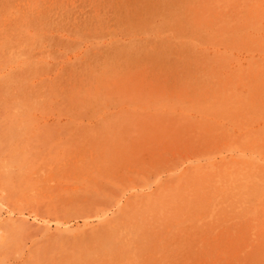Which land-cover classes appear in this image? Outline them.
<instances>
[{
	"label": "rangeland",
	"instance_id": "1",
	"mask_svg": "<svg viewBox=\"0 0 264 264\" xmlns=\"http://www.w3.org/2000/svg\"><path fill=\"white\" fill-rule=\"evenodd\" d=\"M0 198V264H264V0H0Z\"/></svg>",
	"mask_w": 264,
	"mask_h": 264
},
{
	"label": "bare ground",
	"instance_id": "2",
	"mask_svg": "<svg viewBox=\"0 0 264 264\" xmlns=\"http://www.w3.org/2000/svg\"><path fill=\"white\" fill-rule=\"evenodd\" d=\"M37 1H38V0H37ZM53 2H54V1H53ZM55 2H56V1H55ZM6 3H7V2H6ZM9 3H10V2H9ZM18 3H19V2H18ZM29 3H31V2H29ZM74 3H75V2H74ZM82 4H83V3H82ZM61 5H62V4H61ZM9 6H10V5H9ZM25 6H26V5H25ZM67 6H68V5H67ZM75 6H76V5H75ZM39 7H40V6H39ZM68 7H69V6H68ZM43 8H44V7H43ZM45 8H46V7H45ZM75 8H76V7H75ZM2 9H3V8H2ZM23 10H24V9H23ZM43 10H44V9H43ZM45 10H46V9H45ZM66 10H67V9H66ZM38 11H39V10H38ZM57 11H58V10H57ZM34 12H35V11H34ZM39 12H41V11H39ZM103 12H104V11H103ZM41 14H42V13H41ZM78 14H79V13H78ZM173 14H174V12H173ZM28 15H29V14H28ZM33 15H34V14H33ZM88 15H89V14H88ZM2 16H3V15H2ZM18 16H19V15H18ZM31 16H32V15H31ZM42 16H43V15H42ZM51 16H52V15H51ZM34 17H35V16H34ZM44 17H45V16H44ZM44 17H43V18H44ZM14 18H15V17H14ZM40 18H41V17H40ZM50 18H51V17H50ZM35 20H36V19H35ZM49 20H50V19H49ZM12 21H13V20H12ZM28 21H29V20H28ZM43 22H44V21H43ZM49 22H50V21H49ZM40 24H41V23H40ZM42 24H43V23H42ZM102 24H103V23H102ZM36 27H37V26H36ZM34 28H35V27H34ZM76 38H77V37H76ZM98 42H99V41H98ZM45 45H46V44H45ZM44 48H45V47H43V49H44ZM43 49H42V50H43ZM85 49H86V48H85ZM50 50H51V49H50ZM61 50H62V49H61ZM109 50H110V49H109ZM75 52H76V51H75ZM78 52H79V51H78ZM87 52H88V51H87ZM109 53H110V52H109ZM109 53H108V54H109ZM164 53H165V52H164ZM82 54H83V53H82ZM80 55H81V54H80ZM162 55H163V54H162ZM159 56H160V55H159ZM49 58H50V57H49ZM40 59H41V58H40ZM50 60H51V59H50ZM65 60H66V59H65ZM163 60H164V59H163ZM194 60H195V59H194ZM197 60H198V59H197ZM51 61H52V60H51ZM47 62H48V61H47ZM48 63H49V62H48ZM72 63H73V62H72ZM72 63H71V64H72ZM165 63H166V62H165ZM63 64H64V63H63ZM58 65H60V64H58ZM157 65H158V64H157ZM61 66H62V65H61ZM190 78H191V77H190ZM183 84H184V83H183ZM63 98H64V97H63ZM85 105H86V104H85ZM126 106H127V105H126ZM79 109H80V108H79ZM61 113H62V112H61ZM62 114H63V113H62ZM60 115H61V114H60ZM67 117H68V116H67ZM94 117H95V116H94ZM50 118H51V116H50ZM52 118H53V117H52ZM52 118H51V119H52ZM53 119H55V118H53ZM69 119H70V118H69ZM72 119H73V118H72ZM82 119H83V118H82ZM55 120H56V119H55ZM67 121H68V120H67ZM83 121H84V119H83ZM210 121H211V120H210ZM62 122H63V121H62ZM58 123H59V122H58ZM96 123H97V122H96ZM60 124H61V123H60ZM71 124H74V123H71ZM47 125H48V124H47ZM67 126H69V125L67 124ZM74 129H75V127H74ZM47 130H48V129H47ZM64 130H65V129H64ZM68 131H69V130H68ZM62 134H63V133H62ZM255 156H256V155H255ZM254 158H255V157H254ZM259 160H260V159H259ZM262 162H263V161H262ZM178 166H179V165H178ZM182 168H183V166H182ZM161 171H162V170H161ZM154 181H155V180H154ZM144 188H145V187H144ZM149 188H150V187H149ZM146 189H147V188H146ZM120 190H121V187H120ZM123 191H124V190H123ZM140 192H141V191H140ZM150 192H151V191H150ZM148 193H149V192H148ZM141 195H142V194H141ZM143 195H144V194H143ZM146 196H147V194H146ZM123 197H124V196H123ZM129 197H131V196H129ZM1 198H2V197H1ZM1 198H0V199H1ZM131 198H132V197H131ZM133 198H134V197H133ZM135 198H136V197H135ZM138 198H139V197H138ZM114 199H115V198H114ZM136 199H137V198H136ZM117 201H118V200H117ZM146 201H147V200H146ZM118 203H119V202H118ZM130 203H131V202H130ZM55 204H56V203H55ZM116 204H117V203H116ZM8 205H9V204H8ZM8 205H7V206H8ZM12 205H13V204H12ZM111 205H112V204H111ZM140 205H141V204H140ZM13 206H14V205H13ZM13 206H12V207H13ZM5 207H6V206H5ZM36 207H37V206H36ZM108 207H109V206H108ZM119 207H120V206H119ZM153 207H154V206H153ZM13 208H14V207H13ZM117 208H118V207H117ZM150 208H151V206H150ZM14 209H15V208H14ZM124 209H125V208H124ZM124 209H123V211H124ZM126 209H128V208H126ZM196 209H197V208H196ZM35 210H36V209H35ZM52 210H53L52 212H56V211H54V209H52ZM111 210H112V209H111ZM141 210H142V209H141ZM145 210H146V209H145ZM145 210H144V211H145ZM12 211H13V210H12ZM36 211H37V210H36ZM41 211H42V210H41ZM97 211H98V210H97ZM117 211H118V209H117ZM132 211H134V210H132ZM33 212H34V211H33ZM33 212H31V213H33ZM94 212H95V211H94ZM111 212H112V211H111ZM127 212H128V211H127ZM185 212H186V211H185ZM47 213H48V212H47ZM98 213H100V212H98ZM122 213H125V212H122ZM139 213H140V212H139ZM12 214H13V213H12ZM42 214H43V213H42ZM48 214H49V213H48ZM55 214H56V213H54V215H55ZM57 214H58V213H57ZM57 214H56V215H57ZM111 214H112V213H111ZM114 214H115V213H114ZM125 214H127V213H125ZM46 215H47V214H46ZM94 215H95V214H94ZM106 215H107V214H106ZM109 215H110V213H109ZM118 215H119V214H118ZM118 215H117V216H118ZM145 215H146V214H145ZM182 215H183V214H182ZM37 216H38V215H37ZM61 216H63V214H62ZM86 216H87V215H86ZM89 216H90V214H89ZM110 216H111V215H110ZM117 216H116V217H117ZM122 216H123V215H122ZM1 217H2V216H1ZM14 217H15V216H14ZM48 217L50 218V216H48ZM111 217H113V216H111ZM111 217H110V219H112ZM116 217H115V218H116ZM123 217H125V215H124ZM49 218H48V219H49ZM67 218H69V217H67ZM96 218H97V217H96ZM98 218H99V216H98ZM183 218H184V217H183ZM20 219H21V218H20ZM113 219H114V218H113ZM139 219H140V217H139ZM179 219H180V217H179ZM192 219H193V218H192ZM192 219H191V220H192ZM23 220H24V219H23ZM52 220H53V219H52ZM66 220H67V219H66ZM89 220H91V219H89ZM129 220H130V219H129ZM187 220L189 221V219H187ZM187 220H186V221H187ZM19 221H20V220H19ZM68 221H69V220H68ZM68 221H67V222H68ZM92 221H93V220H92ZM107 221H108V220H107ZM107 221H106V222H107ZM85 222H86V221H85ZM97 222H98V220H97ZM131 222H132V221H131ZM145 222H146V221H145ZM183 222H184V221H183ZM190 222H191V221H190ZM15 223H16V222H15ZM18 223H19V222H18ZM45 223H46V222H45ZM129 223H130V222H129ZM160 223H161V222H160ZM61 224H62V223H61ZM103 224L105 225V223H103ZM139 224H140V223H139ZM177 224H178V223H177ZM31 225H32V224H31ZM95 225H96V224H95ZM101 225H102V224H101ZM133 225H134V224H133ZM25 226H26V225H25ZM32 226H33V225H32ZM84 226H85V225H84ZM87 226H88V225H87ZM99 226H100V225H99ZM147 226H148V225H147ZM180 226H181V225H180ZM249 226H250V225H249ZM20 227H21V226H20ZM34 227H35V225H34ZM168 227H169V226H168ZM177 227H178V226H177ZM44 228H45V227H44ZM48 228H49V227H48ZM86 228H87V227H86ZM93 228H94V227H93ZM97 228H98V227H97ZM80 229H81V228H80ZM112 229H113V228H112ZM173 229H174V228H173ZM69 230H70V229H69ZM81 230H82V229H81ZM89 230H90V229H89ZM65 231H66V230H65ZM172 231H173V230H172ZM243 231H244V229H243ZM7 232H8V231H7ZM13 232H14V231H13ZM67 232H68V231H67ZM78 232H79V231H78ZM30 233H31V232H30ZM185 233H186V232H185ZM73 234H74V233H73ZM85 234H86V233H85ZM170 234H171V233H170ZM16 235H17V234H16ZM16 235H15V233H14V236H16ZM43 235H44V234H43ZM61 235H62V234H61ZM107 235H108V234H107ZM138 236H139V235H138ZM48 237H49V236H48ZM182 237H183V236H182ZM247 237H248V236H247ZM9 238H10V236H9ZM9 238H8V240H9ZM30 238H31V237H30ZM46 238H47V237H46ZM60 238H61V237H60ZM98 238H100V237H98ZM12 239H15V238H12ZM35 239H36V238H35ZM61 239H62V238H61ZM65 239H66V238H64V240H65ZM81 239H83V238H81ZM85 239H86V237H85ZM93 239H94V238H93ZM93 239H92V241H93ZM4 240H5V239H4ZM39 240H40V238H39ZM59 240H60V239H59ZM21 241H22V240H21ZM42 241H44V240H42ZM80 241H81V240H80ZM9 242H10V241H9ZM23 242H24V241H23ZM61 242H62V241H61ZM252 242H253V241H252ZM6 243H7V242H6ZM26 243H27V242H26ZM32 243H33V242H32ZM62 243H63V242H62ZM136 243H137V242H136ZM12 244H13V243H12ZM14 244H16V243L14 242ZM34 244H35V241H34ZM51 245H52V243H51ZM51 245H50V246H51ZM10 246H11V245H10ZM12 246H13V245H12ZM99 246H100V245H99ZM58 247H59V246H58ZM113 247H114V246H113ZM228 247H230V246H228ZM29 248H30V247H29ZM2 249H3V248H2ZM181 249H182V248H181ZM15 250H16V249H15ZM61 250H62V249H61ZM141 250H142V249H141ZM17 251H18V250H17ZM17 251H16V252H17ZM77 251H78V250H77ZM92 251H93V250H92ZM145 251H146V250H145ZM153 251H154V250H153ZM157 251H158V250H157ZM171 251H172V250H171ZM161 252H162V251H161ZM6 253H7V252H6ZM35 253H36V252H35ZM88 253H89V252H88ZM88 253H87V255H88ZM126 253H127V252H126ZM142 253H143V252H142ZM154 253H155V252H154ZM13 255H14V254H13ZM35 255H36V254H35ZM38 255H39V254H38ZM45 255H46V254H45ZM59 255H60V254H59ZM120 255H121V254H120ZM165 255H166V254H165ZM4 256H5V255H4ZM11 256H12V255H11ZM48 256H49V255H48ZM82 257H83V255H82ZM120 257H121V256H120ZM7 258H9V257H7ZM81 261L83 262V260H81ZM88 261H89V260H88ZM102 261H103V260H102ZM32 262H33V261H32ZM47 262H48V261H47ZM64 262H65V261H64ZM82 262H81V263H82ZM81 263H80V264H81Z\"/></svg>",
	"mask_w": 264,
	"mask_h": 264
}]
</instances>
